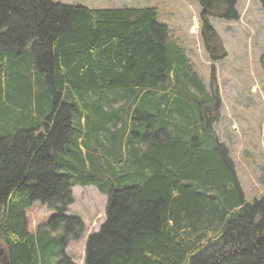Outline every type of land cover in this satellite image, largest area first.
Segmentation results:
<instances>
[{
  "label": "trees",
  "instance_id": "trees-1",
  "mask_svg": "<svg viewBox=\"0 0 264 264\" xmlns=\"http://www.w3.org/2000/svg\"><path fill=\"white\" fill-rule=\"evenodd\" d=\"M197 1L214 80L226 52L209 19L239 21L237 0ZM158 18L153 6L0 0L8 264H75L66 248L86 230L67 214L75 186L108 201L84 264H264V197L247 203L213 129L221 99ZM35 203L55 214L33 232Z\"/></svg>",
  "mask_w": 264,
  "mask_h": 264
},
{
  "label": "rangeland",
  "instance_id": "rangeland-1",
  "mask_svg": "<svg viewBox=\"0 0 264 264\" xmlns=\"http://www.w3.org/2000/svg\"><path fill=\"white\" fill-rule=\"evenodd\" d=\"M93 9L156 7L158 24L169 29L171 41L185 49L209 94L221 99V119L213 126L217 138L229 149L247 203L264 197V8L260 0H237L239 21L210 18L220 36L226 57L213 62L202 39L201 7L197 0H53V3ZM69 216H79L86 226L83 238L66 248L75 264H84L88 236L99 232L106 220L107 198L93 186H75ZM55 212L41 203L26 212L31 231L46 225ZM0 250H4L0 243ZM4 255L0 256L3 264ZM61 258V257H60ZM59 258V259H60ZM59 261V260H57ZM56 261V262H57Z\"/></svg>",
  "mask_w": 264,
  "mask_h": 264
},
{
  "label": "water",
  "instance_id": "water-1",
  "mask_svg": "<svg viewBox=\"0 0 264 264\" xmlns=\"http://www.w3.org/2000/svg\"><path fill=\"white\" fill-rule=\"evenodd\" d=\"M263 66H264V61H263ZM2 255H4L3 264H8L7 255H6V252H4V250H0V256H2Z\"/></svg>",
  "mask_w": 264,
  "mask_h": 264
}]
</instances>
